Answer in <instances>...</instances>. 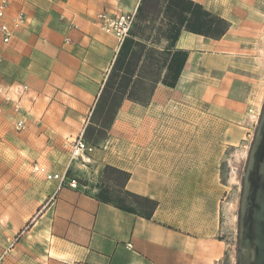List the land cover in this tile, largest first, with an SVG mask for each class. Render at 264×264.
<instances>
[{"label":"crops","instance_id":"1","mask_svg":"<svg viewBox=\"0 0 264 264\" xmlns=\"http://www.w3.org/2000/svg\"><path fill=\"white\" fill-rule=\"evenodd\" d=\"M119 1L118 9L110 10L109 0H9L6 18L21 11L26 21L8 44L0 40L5 45L0 109L10 114L14 129L15 121L24 119L25 139L57 155L49 171L71 172L77 166L90 184L85 190L57 189L58 183L50 181L49 202L36 215H11L1 228L7 242L22 231L14 250L19 264H222L226 185L217 129L224 98L198 68L221 51L225 35L211 39L183 30L174 48L188 56L174 87L162 82L163 67L146 103L123 98L106 136L92 147V163H69L62 144L84 133L92 120L120 46L100 29L96 15L126 13L139 4ZM124 72L118 71V79L128 77L122 79L124 91H141L140 83L147 80L142 70ZM17 85L27 87L20 96V114L2 99L5 93L15 98ZM206 122L214 130L206 132ZM105 166L125 172L124 190L154 207L128 211L100 201L96 181Z\"/></svg>","mask_w":264,"mask_h":264},{"label":"rangeland","instance_id":"2","mask_svg":"<svg viewBox=\"0 0 264 264\" xmlns=\"http://www.w3.org/2000/svg\"><path fill=\"white\" fill-rule=\"evenodd\" d=\"M164 1L158 0L156 14L149 13L142 18L137 17L132 28L135 34L133 38L140 43L139 46L131 48L140 53L139 61L133 69L139 67L147 79L140 83L142 90L135 93L142 100H148L149 90L154 82L152 80L159 76L167 62V53L164 52L167 47L165 38L167 14L163 8ZM198 1L202 2L203 7L233 25L231 30L224 34L221 51L212 55L213 58L202 61L203 66L198 70L200 77L202 76L208 85H218L224 98L220 109L221 124L217 129L222 133L219 162L221 180L226 185L221 203L222 238L226 244L222 264H235L240 180L248 146L264 99V0ZM108 5L110 10L118 9L119 6L115 4V0H109ZM4 46L0 43V65L5 61L3 54L1 55V47ZM126 61L127 59L123 62V68H128ZM2 77L0 72V79ZM120 78L121 80L118 77L112 78L114 87L119 83L125 84L122 78L128 77ZM205 110L210 115L215 114L212 109ZM9 116L10 114L7 115V111L3 108L0 110V264H4L6 260L8 263L19 264L20 256L14 250L22 236V231L9 237L10 240L7 242L1 226H4L6 217L36 215L42 206L49 202L45 195L48 191L47 184L52 180H47L34 171L33 166L37 164L48 168L53 162L57 164L58 159L55 153H44L43 147L35 140L25 139L21 135V130L12 127ZM94 120L100 123V118ZM105 126L107 125L94 126L93 138L103 139L106 131L101 127L105 128ZM213 127L212 123L206 122L205 131H212ZM77 165L81 166L79 163ZM75 169L71 172L68 170V176L77 177L78 181L87 188L90 181L79 174V167L76 166ZM109 178L116 179L117 184L123 179L117 178L115 173ZM104 183H107V187L111 190L109 196L112 199L122 198L125 204L135 209L139 208L133 198L123 195L114 182L105 181L102 175L96 181L97 188H102Z\"/></svg>","mask_w":264,"mask_h":264},{"label":"trees","instance_id":"3","mask_svg":"<svg viewBox=\"0 0 264 264\" xmlns=\"http://www.w3.org/2000/svg\"><path fill=\"white\" fill-rule=\"evenodd\" d=\"M158 6V0H140L136 9L135 21L137 17L142 18L149 13L156 14ZM163 6L164 12L167 14V31L165 35L167 47L164 49V52L167 53V62L165 65L166 72L162 82L167 86L174 87L188 56L187 51L174 48L175 42L178 39L180 33L185 30L206 38L220 39L228 31L230 23L225 18L212 13L211 11L205 9L200 3L193 0H165ZM132 28L128 37H126L119 46L111 72L94 108L92 120L84 130L83 139L92 146H97L102 140L101 137L99 139H97V137L93 138L94 126L106 124L107 126H105V128L101 127L106 131L112 124V121L114 120L118 107L123 98L138 101L142 104L148 101L142 100L139 96L137 97L135 93L138 92L136 91H124L126 86L125 84L119 83L117 87H114L112 80L113 77H118V71L123 68V62L126 59L128 68H123V71L129 75L132 73L134 66H136L137 62L139 61L140 53H137V51L131 49L132 47L139 46L140 44L133 38L135 34L132 32ZM125 79L127 80V78ZM97 117L100 118V123H96L94 120ZM112 173H115L117 178H123L122 182L117 184L116 179L109 178ZM102 177L107 182L110 180L114 182L116 186L120 188V191L123 195L131 197L135 200L139 208L143 210H151L154 207V202L140 198L124 190V183L127 180V174L125 172H122L121 170L111 166H105ZM106 184L107 183H104V186L99 188L95 194V196L100 201L111 203L128 211L136 210L132 206L125 204L122 198L112 199L109 196V194H111V190ZM146 215H150V213H147Z\"/></svg>","mask_w":264,"mask_h":264},{"label":"water","instance_id":"4","mask_svg":"<svg viewBox=\"0 0 264 264\" xmlns=\"http://www.w3.org/2000/svg\"><path fill=\"white\" fill-rule=\"evenodd\" d=\"M235 264H264V99L240 180Z\"/></svg>","mask_w":264,"mask_h":264},{"label":"built area","instance_id":"5","mask_svg":"<svg viewBox=\"0 0 264 264\" xmlns=\"http://www.w3.org/2000/svg\"><path fill=\"white\" fill-rule=\"evenodd\" d=\"M140 1V0H139ZM9 7V0H0V40L3 44H8L16 30H18L26 21L24 14L21 11L15 12L10 18H6V12ZM137 7L129 12L112 15L105 11H100L96 15V20L100 29L106 34H112L116 37L119 45L128 37L130 30L133 26L136 16ZM68 42V39H66ZM27 90L25 85H17L14 87L13 92L16 96L12 98L5 93L2 99L5 102L12 104V110L15 114L22 113V107L20 104V96ZM1 91V90H0ZM1 110V109H0ZM25 128V121L22 118H18L15 121V129L22 130ZM63 147L68 151L69 163H79L83 166H88L92 163V145L88 144L83 139V133H79L78 136L72 140H67L63 144ZM33 170L43 175L47 180L56 181L58 183L57 189L67 186L71 189H77L81 187L83 190L86 186L81 184L77 177L68 176L67 170L64 172H52L45 166L35 164Z\"/></svg>","mask_w":264,"mask_h":264}]
</instances>
